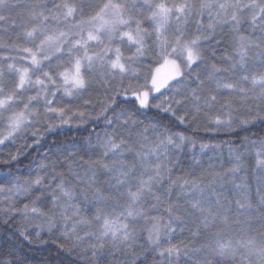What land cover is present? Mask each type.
Here are the masks:
<instances>
[{
    "label": "snow or ice",
    "instance_id": "1",
    "mask_svg": "<svg viewBox=\"0 0 264 264\" xmlns=\"http://www.w3.org/2000/svg\"><path fill=\"white\" fill-rule=\"evenodd\" d=\"M49 242L264 264V0H0V264Z\"/></svg>",
    "mask_w": 264,
    "mask_h": 264
},
{
    "label": "trees",
    "instance_id": "2",
    "mask_svg": "<svg viewBox=\"0 0 264 264\" xmlns=\"http://www.w3.org/2000/svg\"><path fill=\"white\" fill-rule=\"evenodd\" d=\"M82 134L86 135L87 133L84 132ZM25 163H27V161H25ZM29 247H31V250H29ZM25 252L27 253L31 264H57L58 259L67 264V261L71 259L58 251L56 246L51 242L42 246H26Z\"/></svg>",
    "mask_w": 264,
    "mask_h": 264
}]
</instances>
